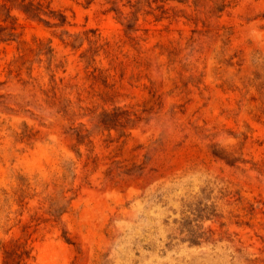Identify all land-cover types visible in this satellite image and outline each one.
<instances>
[{
  "label": "rangeland",
  "instance_id": "1",
  "mask_svg": "<svg viewBox=\"0 0 264 264\" xmlns=\"http://www.w3.org/2000/svg\"><path fill=\"white\" fill-rule=\"evenodd\" d=\"M47 1L82 42L22 17L21 42H0V264L14 239L32 264H95L121 240L177 233L197 198L217 210L202 230L241 250L234 264H264V0L219 16L164 0Z\"/></svg>",
  "mask_w": 264,
  "mask_h": 264
},
{
  "label": "trees",
  "instance_id": "2",
  "mask_svg": "<svg viewBox=\"0 0 264 264\" xmlns=\"http://www.w3.org/2000/svg\"><path fill=\"white\" fill-rule=\"evenodd\" d=\"M161 1L163 2V0ZM169 1L185 4L193 8L194 11L201 12V10H204L209 16H219L233 3V0H164L163 4ZM163 4L161 7L164 6ZM20 17L40 23L47 28H63L61 34L67 37V40L62 39L65 46L74 48L82 42L79 35L70 34L65 29L69 25L66 15L62 11L54 9L47 0H0V42H21V32L19 30L21 26L18 22ZM131 24L129 21L123 24L126 32L135 30ZM57 109V111L68 114L71 110V104L67 99H63ZM70 130V135H73L77 142L83 141L86 137L78 128L73 127ZM64 192L61 187L59 193L63 194ZM61 197L64 199V196ZM192 204L194 206L192 210L186 211L189 215L178 221L177 233H169L158 237L121 240L119 242L120 247L116 244L111 252L102 254L94 263L234 264L236 256L241 255V250L233 244V241L229 238L212 240L210 235L202 230L201 222L217 215L214 203L197 198ZM63 208L64 205L59 204L54 199V203L51 202L47 210L50 219L56 224L61 223L60 217L64 212ZM167 223V220H165L160 226L154 225L153 227L156 229L167 227ZM62 237L66 242L70 241L65 230H62ZM224 241L226 242L225 247L217 248V245L222 244ZM203 243L209 244L207 252L194 255L178 253V247L182 244L190 248L199 247ZM1 247L3 248L1 264H32L33 256L27 240L14 239L7 247L4 245Z\"/></svg>",
  "mask_w": 264,
  "mask_h": 264
}]
</instances>
